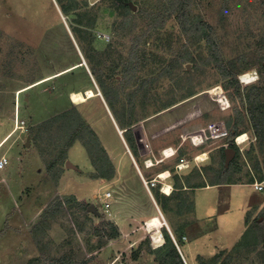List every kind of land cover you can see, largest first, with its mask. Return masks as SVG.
<instances>
[{
  "label": "rangeland",
  "instance_id": "1",
  "mask_svg": "<svg viewBox=\"0 0 264 264\" xmlns=\"http://www.w3.org/2000/svg\"><path fill=\"white\" fill-rule=\"evenodd\" d=\"M75 1V18H95V25L88 21L80 29L64 0H0V139L19 126L17 108L19 122L26 125L0 148V156L10 159L0 172V264H160L150 251L149 235L170 227L172 236L184 231L182 239L173 240L185 264H264V190L254 186L264 183V139H257L249 119L243 116L249 124L245 127L237 112L251 87H264V0L191 2L192 22L214 27L225 63L238 73L240 95L224 89L228 79L215 67L207 37L185 33L176 16L149 28L152 14L169 0H126L123 6L116 0ZM78 45L93 57L109 107L99 96L81 107L70 105L84 113L103 151L92 144L90 155L88 137L76 140L67 161L80 171L70 170L61 182L67 161L59 160L53 168L49 164L62 154L75 119L71 114L58 132L59 120L44 124L36 118L66 110L68 99L38 93L25 105L31 95L20 88L61 63H76ZM41 47L58 57L59 67L42 55ZM249 71L257 79L244 84L239 77ZM64 78L70 89L92 86L85 69ZM210 87H220V94L212 96ZM52 89L49 83L42 91L48 96ZM57 91L63 93L61 85ZM235 121L246 130L240 134H247L243 143L237 142L240 135L231 134ZM118 124L125 127L123 137ZM226 148L235 150L230 162L237 155L231 182L211 185L223 179V166H230ZM202 152L207 156L198 160ZM148 159L152 167L145 166ZM111 163L132 188L134 203L123 211L134 217L123 226L112 215L115 202L110 213L104 212L102 201L93 196L108 189L121 196L114 183L104 187L95 181ZM162 169L169 172L166 180L159 178ZM141 175L155 180L149 201L140 187ZM165 183L172 185L171 194L164 193ZM208 183L203 189L188 186ZM82 196L87 200L78 199ZM90 204L100 214L89 210ZM145 205L148 217L141 216ZM258 219L262 226L256 225Z\"/></svg>",
  "mask_w": 264,
  "mask_h": 264
},
{
  "label": "trees",
  "instance_id": "2",
  "mask_svg": "<svg viewBox=\"0 0 264 264\" xmlns=\"http://www.w3.org/2000/svg\"><path fill=\"white\" fill-rule=\"evenodd\" d=\"M72 2L70 5L72 7L75 6V0H71ZM116 4L119 6H123L126 4V0H116ZM191 2L192 0H169L168 5L163 7L161 12L158 14H152L151 16V21L149 28L152 27H161L164 25L168 18L172 16H176L178 19V22L183 29L185 33H190L193 34H200V37H207L208 42L210 43L213 59H214V65L215 67L220 71V73L228 79L227 82L223 84L224 89L232 94L236 93L240 95V88L241 84L238 80V73L235 72L233 68H230L226 63L223 58L222 54V49L220 45L217 42V35L215 32L214 27L206 22V21H195V23L192 22L191 17H190V7H191ZM89 21V18L87 17L86 22ZM92 22L90 24L95 25V18L91 19ZM190 35V36H191ZM264 91L263 86H253L249 89L247 94L245 95V100L243 103V106L241 110H237L238 113H240V118L242 119V122L245 123V127H248L249 124L246 121H244V117L246 116L247 119H249L250 123L252 124V128L256 131L258 134L257 139L260 138V141L264 139V101L262 99V92ZM243 98V97H242ZM241 98V99H242ZM244 99V98H243ZM246 103V106H245ZM72 114V115H71ZM71 117L75 119V123H72V129H71V134L68 137V140L65 141L64 144V150L62 154H58V157L54 159L50 164L49 167L53 168L57 162L59 163V160L62 162L67 161V153L68 149L75 143L76 140H84L86 136L90 140V142H85V145L88 149V152L90 155H93V149H92V144L97 145L100 149V151H103V147L101 145V141L97 134L94 132V130L88 125L79 111L76 108H73L67 112H64L63 114L57 115L51 119H48L44 121V124H52L53 122H56V120H59L61 124H59V127L57 129L58 132H62L63 127H65L66 122H68ZM61 119V120H60ZM83 131H86L84 133ZM246 130H239L238 129V124L235 121L234 125L232 126V131L231 134L234 136L240 135ZM86 135V136H85ZM85 141V140H84ZM237 149V148H236ZM238 151V150H237ZM235 159L229 163V168H225V165L223 166V173L219 174V176L223 177V179H219L216 182H213L211 185H216V184H226L230 183V177L234 172L235 169V160L237 158V155L234 157ZM109 162V159L106 160ZM110 170L108 173H104L102 176H106L108 178H112L114 175V167H112V163L110 166ZM188 186H198V187H204L207 186V184H202V185H188ZM173 192V191H172ZM171 192V193H172ZM170 193V194H171ZM59 210H52L50 211L51 216L56 215V213ZM50 216V217H51ZM256 225L262 226V220H257ZM48 224V221L46 222ZM264 226V225H263ZM165 227V226H164ZM162 232L157 231L156 232H150L149 235V240L151 243L150 246V251L157 254L159 256L160 264H185L180 252L178 251L176 244L173 240L172 235L170 232L166 229L163 228ZM176 240L179 241L178 239H182L184 234L183 230H178L175 231L174 233ZM260 239L264 240V233L260 235ZM215 259L219 257V254L214 256Z\"/></svg>",
  "mask_w": 264,
  "mask_h": 264
},
{
  "label": "crops",
  "instance_id": "3",
  "mask_svg": "<svg viewBox=\"0 0 264 264\" xmlns=\"http://www.w3.org/2000/svg\"><path fill=\"white\" fill-rule=\"evenodd\" d=\"M64 2L66 3V5L68 6L69 8V15L72 17V21L79 25V28L80 29H84V27L88 26V25H84V23L88 24V21L86 22H81V21H84V18L81 19V21L78 20V18H75L76 16H74V12L77 10L76 9V6L72 7L70 5V3L72 1H68L66 2V0H64ZM62 15L63 16H66L64 15V13L62 12ZM65 23L71 33V35L73 36V33H72V30L71 28L68 26V21L67 19L65 20ZM102 35V34H100ZM74 37V36H73ZM75 38V37H74ZM102 39H106V37L104 35H102ZM78 44V43H77ZM86 44H87V41H86ZM89 44H87L88 46ZM95 45V44H94ZM79 46V45H78ZM96 47V46H94ZM89 49H91V46L89 47ZM97 49V48H96ZM46 50V52H44ZM76 52V51H75ZM78 61L76 63H61L63 66H60L61 68L57 69V70H53L50 74H48L46 77H43L41 76V74H39L38 76H36L34 79H32L31 81H29V83H27V85H25L24 87L20 88L22 90L20 93L24 92V91H27V93L29 92L31 96H26L25 99H26V102H25V105H27L29 102L32 101V99H35L38 98V93H39V97L40 96H46L47 98H52V99H56V100H59L61 97H67L68 99V105H67V109L65 110H60L59 112L55 111L54 114L52 115H48L46 118H41L38 120V118H36V123H38V121L40 120H48V119H51L57 115H60V114H63L64 112H67L73 108H70V105H72V100H71V93L72 92H76V91H81L83 93H86L87 90H92L94 95L93 97L91 98H88V100L82 104H79L80 107L86 103H88L90 100H92L93 98L95 97H101L103 99V101L105 102V105L106 107H109L108 105V101H107V98L104 94V91H103V88H102V85L96 75V73L94 72L93 70V67H94V62H93V57L89 58L87 57L86 55V52L81 49V47L79 46L78 50ZM41 53L42 55L44 54L45 56H47L50 61L53 62V64H56L58 67H59V63L57 62V59L58 57L55 56V57H52V55L49 53V49H43L41 47ZM44 57V56H43ZM42 63H43V60H42ZM77 68L79 69H85V71L89 74V77L91 79V82H92V86H89L85 89H82V88H78V89H73L69 87V79H65L64 76L66 75H69L72 71H75ZM46 79V80H45ZM54 82H56V85H54ZM49 83H51L52 85V91L48 92V96L45 92H43V88L44 86L46 87ZM61 85V88L63 89V93L62 92H59L57 91V88ZM74 104V103H73ZM75 105V104H74ZM15 115H16V120L18 121V124L19 126L21 125L22 121L24 120H21V123L19 122L20 118H19V108H17L15 110ZM82 117L84 119V121L88 124V122L85 120V116H84V113L82 112ZM31 116V115H30ZM24 123V126L26 127L25 125V121L23 122ZM89 125V124H88ZM92 128V126H90ZM118 131L119 133L121 134V136L123 137L124 136V132L122 131L125 127H123V129L121 128V126L118 124ZM19 129V127L16 128V130L14 131H10L9 133H6L2 136V138L0 139V148H4L9 140L15 135V132ZM93 129V128H92ZM25 130V129H24ZM24 130H19L21 132H23ZM8 132V131H7ZM12 132V133H11ZM14 132V133H13ZM95 132V131H94ZM123 132V133H122ZM96 133V132H95ZM12 135L10 137H8L9 135ZM97 134V133H96ZM98 136V135H97ZM8 137V139H7ZM99 137V136H98ZM123 139V138H122ZM79 142H76L74 144H78ZM125 143V142H124ZM73 144V145H74ZM72 145V146H73ZM126 147H127V150H128V146L127 144L125 143ZM71 146V147H72ZM69 148V150H71L72 148ZM105 149V148H104ZM162 156V155H161ZM69 157V156H68ZM165 162V161H163ZM161 162V163H163ZM73 164V163H72ZM113 164V163H112ZM75 165V164H74ZM113 167H114V175L112 178H108L106 176H100L99 179L95 180V181H99L100 183L104 184L103 186L104 187H107L109 185H111L112 183H114L116 185V187L118 186V188L120 189L119 191L121 192V196L117 197L115 195V193L108 189V190H103V192L100 193V195H95L97 193H94V199H97L100 201V198L104 195V193L106 191H110L112 192V197H111V207L109 209V213L111 212V208H112V204L113 202H115V208L113 211H112V215L115 217V219L117 220L116 222L120 225V226H123L122 224H125L124 221H126L128 219H133L134 217V214H127L126 212H124L123 210L127 209V208H124L126 207L127 205L130 206L131 204L134 203V201H132L130 198L132 197V188L128 187V182H124L122 181L121 177L119 176V168L118 166H115L113 164ZM68 170L66 172L61 173L62 174V180H60L61 182L63 181V179L65 178V176H68V175H71L70 174V170H76V171H80L79 167H77L75 165V167H72V166H67L66 167ZM162 170H167V169H162ZM1 172V171H0ZM63 172V171H62ZM60 174V175H61ZM61 178V177H60ZM140 179H141V189L143 191V193L147 192L144 194V196L146 197V199L149 201V196H148V193L150 195V190H148V188L146 187V185L144 184V181H143V176L141 175L140 176ZM210 183H208L207 185H209ZM102 186V187H103ZM212 186H210L211 188ZM218 187V186H217ZM203 188H208L207 187H200V189H203ZM199 188L196 189V191L200 190ZM79 200L81 201H86L87 199L85 198V196H82V197H78ZM153 199V198H152ZM101 202V201H100ZM124 206V207H123ZM120 207V208H119ZM143 208V209H142ZM122 209V210H121ZM142 211H141V216L142 217H148L150 216V208L147 209L146 208V205L145 206H142L141 207ZM105 212V211H104ZM138 213V212H137ZM133 221V220H131ZM164 227V226H163ZM169 231L171 229L168 228ZM172 230V229H171ZM171 232V231H170ZM172 237H175V235L173 234ZM179 245V244H178ZM182 258L183 260L186 259L185 255H182Z\"/></svg>",
  "mask_w": 264,
  "mask_h": 264
},
{
  "label": "bare ground",
  "instance_id": "4",
  "mask_svg": "<svg viewBox=\"0 0 264 264\" xmlns=\"http://www.w3.org/2000/svg\"><path fill=\"white\" fill-rule=\"evenodd\" d=\"M241 78H242V81L244 82V84H248V83H251V82L255 81L257 79V76H256L254 71H251V72L249 71V72H245V74L243 73L241 75ZM219 89H220V87H210L207 91L212 96H215L217 94H220L221 90H219ZM93 96H95V95H94L93 91L90 90V89L87 90L86 93H83L81 91H76V92H72L71 93V100H72V102L75 105H79V104H82V103L86 102L88 100V98H91ZM10 136H12V135L10 134L8 137H10ZM246 136H247V134L240 135L237 138V142L238 143H243L246 140ZM8 137H7V139H8ZM162 154L164 155L165 158H167V156L165 155V152H163ZM206 156H207V153L206 152H202V153L199 154L197 159L201 160V159L206 158ZM164 160H166V159H164ZM145 166L146 167H152L153 166L152 160L148 159L147 162L145 163ZM168 175H169L168 170H162L159 173V178L162 179V180H166ZM172 188H173L172 185H170L168 183H165L163 191L166 194H170L172 192Z\"/></svg>",
  "mask_w": 264,
  "mask_h": 264
},
{
  "label": "built area",
  "instance_id": "5",
  "mask_svg": "<svg viewBox=\"0 0 264 264\" xmlns=\"http://www.w3.org/2000/svg\"><path fill=\"white\" fill-rule=\"evenodd\" d=\"M104 35V34H102ZM106 38H109V36L104 35ZM241 79V76L239 77ZM242 80V79H241ZM227 99V98H226ZM24 121H22L21 125L19 126L20 128H24ZM10 163V159L7 155H1L0 156V171L5 169ZM144 184L150 190V185L154 186L155 185V180H146L143 178ZM255 189L258 191L264 190V183L263 182H256L254 184ZM111 197H112V192L106 191L104 195L100 198L102 201V204L104 206V211L109 212V209L111 207Z\"/></svg>",
  "mask_w": 264,
  "mask_h": 264
},
{
  "label": "water",
  "instance_id": "6",
  "mask_svg": "<svg viewBox=\"0 0 264 264\" xmlns=\"http://www.w3.org/2000/svg\"><path fill=\"white\" fill-rule=\"evenodd\" d=\"M29 144H30V139L28 138L27 142H26V145L29 146ZM225 153H226V166H227L230 163V160L232 159V157L235 155V150L233 148H226L225 149ZM67 166L75 167V165L72 164L70 161H67ZM89 210H91V211H93V212H95L97 214H100V212L96 209L95 204H90Z\"/></svg>",
  "mask_w": 264,
  "mask_h": 264
},
{
  "label": "flooded vegetation",
  "instance_id": "7",
  "mask_svg": "<svg viewBox=\"0 0 264 264\" xmlns=\"http://www.w3.org/2000/svg\"><path fill=\"white\" fill-rule=\"evenodd\" d=\"M101 37H102V35H100ZM107 40H110V36H109V38H106Z\"/></svg>",
  "mask_w": 264,
  "mask_h": 264
}]
</instances>
